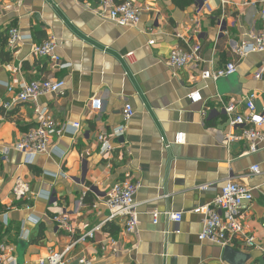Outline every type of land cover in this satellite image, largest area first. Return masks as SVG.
Returning a JSON list of instances; mask_svg holds the SVG:
<instances>
[{"label": "crops", "instance_id": "crops-1", "mask_svg": "<svg viewBox=\"0 0 264 264\" xmlns=\"http://www.w3.org/2000/svg\"><path fill=\"white\" fill-rule=\"evenodd\" d=\"M83 1L0 0V245L15 248L18 264H40L52 252H66L69 264H264V144L249 154V141L229 142L224 112L235 103L248 114L244 101L251 93L264 112V54H235L264 28L262 0H131L149 8L137 27L100 18ZM87 1L92 7L99 2ZM14 27L30 39L11 53L7 32ZM50 39L70 68L54 69L33 54L34 46ZM195 46L201 47L197 61L181 70L170 66L174 49L191 52ZM231 62L234 76L202 79L204 71ZM47 79L64 81L65 93L4 109L21 86ZM195 91L203 101L193 104L189 95ZM127 107L135 115L116 138ZM37 109L61 126L80 129L53 138L51 151L28 164L14 146L38 126ZM181 133L184 143L177 144ZM102 135L113 146L106 154ZM255 165L262 175L250 173ZM18 180L31 189L22 202L12 195ZM118 182L142 185L134 234L125 232L123 219L109 220L105 197ZM228 182L252 191L240 222L255 248L238 239L227 252L199 240L204 216L195 210L212 206ZM170 211L183 214L181 224L164 216L154 224V212ZM62 215L70 218L74 235L53 221ZM98 227L94 239L77 244Z\"/></svg>", "mask_w": 264, "mask_h": 264}, {"label": "built area", "instance_id": "built-area-1", "mask_svg": "<svg viewBox=\"0 0 264 264\" xmlns=\"http://www.w3.org/2000/svg\"><path fill=\"white\" fill-rule=\"evenodd\" d=\"M264 4V0L261 1ZM83 6L90 9L95 15L113 22L122 27H137L142 18V13L149 11V8L139 7L131 0L117 2L116 0H99L94 7L87 0L83 1ZM261 18L264 21V8L261 11ZM30 38L22 35L17 28H11L8 32V49L11 53L16 52ZM154 42H150L153 45ZM57 42L55 39L45 41L41 45L33 48V54L39 57L49 59L52 68L68 69L70 64L64 63L57 54ZM201 52L200 46H195L191 52H185L181 49H174L168 59V63L173 68L181 70L197 61ZM253 53L264 54V28L254 35L249 36V40L243 42L235 51L240 57H246ZM130 56V55H129ZM237 73V65L234 62L228 63L225 67L204 71L203 80L219 81L229 78ZM257 79H262L263 74H257ZM66 83L52 79L33 81L21 86L20 93L10 102L4 104L5 110H10L15 105L32 103L37 104L38 100L48 94L63 95L65 93ZM257 95L251 93L244 101V106L248 114L238 112V105L230 103L224 108V112L228 117L230 133L227 136L229 142L232 141H249V154H255L259 151V146L264 144V112H260L256 106ZM189 100L193 103L203 101V97L199 91L192 92ZM40 116V122L36 128L31 129L24 134L15 144L14 149L25 156L26 163L31 164L35 157L48 154L50 142L53 138H60L70 130L78 131L80 124L60 125L52 117L48 116L45 111L36 110ZM135 112L132 107H127L125 111V125L114 131L116 138L124 136L126 125L132 120ZM239 127H245L241 134L236 131ZM260 129V130H259ZM99 143L103 154L113 150V146L105 136H99ZM177 144L184 143V134H178L176 137ZM264 151V147H263ZM1 155V153H0ZM6 157V154H4ZM250 173L254 175H262L260 166L251 167ZM142 185L139 182H118L113 185L111 190L105 197V205L110 211V221L123 219L125 222V232L134 234L139 224V206L136 202V195L141 190ZM209 187H202L201 190L206 191ZM31 194L30 187L22 180H18L14 186L12 195L15 201L22 202L27 200ZM253 201L252 191L243 185L234 182H228L221 193L217 196L212 206H202L195 210L196 214L204 216L203 231L199 235L200 241H208L222 248L233 245L235 240L241 239L251 248L256 247L254 236L245 231L244 226L240 222V217L247 207ZM161 216L166 217L169 221L179 225L183 221V214L179 212H159L153 213L154 224H158ZM53 221L69 235H74V227L70 218L66 215L55 216ZM101 227L95 228L86 235L78 238L77 244L86 242L88 239H94L96 233ZM179 232V231H178ZM24 238V234L22 235ZM113 245L116 241L112 240ZM0 264H18L15 248L8 245H0ZM40 264H69L67 253L52 252L50 256L42 260ZM81 264H87L86 260H81Z\"/></svg>", "mask_w": 264, "mask_h": 264}, {"label": "trees", "instance_id": "trees-1", "mask_svg": "<svg viewBox=\"0 0 264 264\" xmlns=\"http://www.w3.org/2000/svg\"><path fill=\"white\" fill-rule=\"evenodd\" d=\"M117 2H124L125 0H122V1H120V0H116ZM187 2L189 3L190 1L189 0H187ZM191 3H189V5H190ZM8 32H9V30H8ZM8 32H7V41H8ZM7 43V42H6ZM9 60H10V57H9Z\"/></svg>", "mask_w": 264, "mask_h": 264}, {"label": "water", "instance_id": "water-1", "mask_svg": "<svg viewBox=\"0 0 264 264\" xmlns=\"http://www.w3.org/2000/svg\"><path fill=\"white\" fill-rule=\"evenodd\" d=\"M226 250H228L227 252H231V248L227 247Z\"/></svg>", "mask_w": 264, "mask_h": 264}]
</instances>
